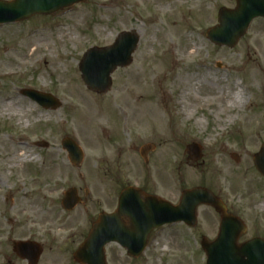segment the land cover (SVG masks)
<instances>
[{"label":"rangeland","instance_id":"1","mask_svg":"<svg viewBox=\"0 0 264 264\" xmlns=\"http://www.w3.org/2000/svg\"><path fill=\"white\" fill-rule=\"evenodd\" d=\"M234 7L235 0H87L0 26V261L20 236L22 209L56 213L61 191L94 196L117 182L172 204L183 190L203 187L246 224L239 242L264 239V182L252 164L264 142V23L254 21L233 49L205 37L217 11ZM170 30L177 35L166 36ZM131 31L139 37L131 65L112 74L107 94L88 91L78 71L84 52ZM22 89L50 94L60 107L44 110ZM236 91L244 101L229 105ZM63 139L82 150L78 168ZM191 143L202 149L196 164L186 160ZM146 145L154 149L145 161ZM218 223L212 209L200 207L193 229L161 228L140 264H205L200 242L213 240Z\"/></svg>","mask_w":264,"mask_h":264},{"label":"water","instance_id":"2","mask_svg":"<svg viewBox=\"0 0 264 264\" xmlns=\"http://www.w3.org/2000/svg\"><path fill=\"white\" fill-rule=\"evenodd\" d=\"M86 0H13L0 1V25L17 23L35 15L50 16L75 4ZM234 9L221 8L217 14V25L206 32V38L214 45L233 48L245 35L249 24L255 18H264V0H235ZM139 42L138 35L132 32H121L112 45L104 48H90L82 56L78 70L85 87L97 94H105L111 88V75L118 68H127L132 62ZM21 94L36 102L44 109H57L59 102L49 94L34 90H23ZM62 148L67 152L72 164L78 165L82 160V152L70 139H64ZM39 147L46 144L39 143ZM153 149L147 145L141 148L140 155ZM187 160L194 163L201 159V149L196 144L186 148ZM253 164L257 172L264 177V144L254 156ZM78 200L75 190L65 194L63 206L71 210ZM142 216L133 221L130 228L141 229L140 233L129 234L120 238L115 227H110L108 238L102 239L95 231V226L85 244L77 251L75 257L85 264H96V260L103 264V246L108 242H117L124 247L129 255L139 256L142 252L147 235L153 228L165 224L184 222L188 226H195V210L200 205L212 207L220 214V224L217 238L213 242L201 241V247L206 256V264H264V241L252 239L241 245L237 244L239 237L245 233L243 223L230 215L225 214L223 204L208 190L196 188L182 194L178 206L147 197ZM120 203L119 209L123 208ZM128 210L131 207L125 206Z\"/></svg>","mask_w":264,"mask_h":264},{"label":"flooded vegetation","instance_id":"3","mask_svg":"<svg viewBox=\"0 0 264 264\" xmlns=\"http://www.w3.org/2000/svg\"><path fill=\"white\" fill-rule=\"evenodd\" d=\"M257 21L264 23V19H257ZM112 179L117 180L118 175L116 174ZM260 179L264 182L261 176ZM113 185L110 188H100L94 196L90 195L87 189H84L82 197L77 192L79 204L71 211H67L63 207V191H61L62 198L58 199L60 211L56 213L53 212L51 206L30 204L29 209H22L23 215L26 212L28 214L24 219L16 221V231L20 232V236L10 242L11 250L1 256L0 264H85L80 262L75 255L89 237L94 224H97L96 232L102 239L108 237V232L111 231L107 227L109 225L117 227L115 232L120 238H127L129 234L133 235L135 232L140 233L141 229L133 230L130 225L142 216L145 197L148 195L158 197V195L145 188L134 187L133 184L117 182ZM125 191L127 193L122 196ZM182 192L177 203L174 204L179 203ZM242 199L245 200L246 196H243ZM120 201L127 206L129 204L132 210L118 211ZM91 205L94 206L93 211H90ZM79 207L81 213L71 216ZM77 217L81 219L77 220ZM177 225L186 227L184 224ZM171 226L176 225L164 227ZM186 229L190 230L191 228L186 227ZM160 233L161 226L148 233L146 246L138 258L131 257L118 243L106 244L103 248V264H140L149 251L150 243ZM96 264H100L98 259Z\"/></svg>","mask_w":264,"mask_h":264},{"label":"bare ground","instance_id":"4","mask_svg":"<svg viewBox=\"0 0 264 264\" xmlns=\"http://www.w3.org/2000/svg\"><path fill=\"white\" fill-rule=\"evenodd\" d=\"M178 31L177 30H170L166 33V36H170V35H177ZM191 54H193V51H191L188 55L190 56ZM244 100H243V93L240 92V91H236L234 92L231 96H230V99H229V105H233V104H237V103H242ZM83 104V107L85 110H90L92 109V105L87 103V102H82ZM5 108V106H3V109ZM6 109V108H5ZM162 116V115H161ZM162 119V117H161ZM198 123H200V121H198ZM25 154V153H24ZM23 154V155H24ZM23 159H25L23 156Z\"/></svg>","mask_w":264,"mask_h":264}]
</instances>
